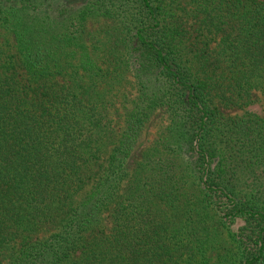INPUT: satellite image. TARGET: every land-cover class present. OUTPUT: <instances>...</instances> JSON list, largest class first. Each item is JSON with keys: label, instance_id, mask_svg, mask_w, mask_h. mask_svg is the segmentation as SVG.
Instances as JSON below:
<instances>
[{"label": "trees", "instance_id": "trees-1", "mask_svg": "<svg viewBox=\"0 0 264 264\" xmlns=\"http://www.w3.org/2000/svg\"><path fill=\"white\" fill-rule=\"evenodd\" d=\"M0 29V264H210L222 232L264 264V116L217 104L264 97V0H0ZM123 67L139 89L114 137L99 86ZM160 106L181 150L129 173Z\"/></svg>", "mask_w": 264, "mask_h": 264}, {"label": "rangeland", "instance_id": "rangeland-1", "mask_svg": "<svg viewBox=\"0 0 264 264\" xmlns=\"http://www.w3.org/2000/svg\"><path fill=\"white\" fill-rule=\"evenodd\" d=\"M90 28L97 33V36L102 40L105 35L104 32H112L113 24L109 21L103 19L89 21ZM3 31L0 29V34ZM3 42V38L0 39ZM116 50L113 52H103L102 56L99 58H110L111 60H116ZM118 53V50H117ZM125 57V56H124ZM123 60V58H122ZM99 89L103 91V105H105V114L107 119L110 120V127L113 130L114 137L122 130L124 125V119L127 111L132 107L133 102L137 99V93L139 89V84L137 79L133 76L131 71H128L127 68L123 67L120 69L119 74L112 79H109V82L101 84ZM250 103L245 107L237 106H223L221 103H217L220 109L227 114L236 115L241 114L245 109L254 111L261 116H264V97L263 95L255 89L250 91ZM165 106H160L145 122L144 126L140 131V135L137 141V144L132 151L128 162L126 163V169L129 173L135 169V166L141 163L144 154L155 145L156 142L161 141L162 150L171 151L172 149L181 150V148L176 147L178 142L177 137L171 142V146L162 144L163 138L167 136L171 118L169 115V110ZM181 132H183L181 130ZM185 140V139H184ZM185 165L187 158L183 153V157L179 158ZM127 179V178H126ZM127 181L123 183L121 188L124 192ZM109 215L108 213L103 214L102 224L109 226ZM241 221H238L233 227L236 228ZM226 232L220 233L217 243L212 247L208 253H210V264H235L233 261L235 247L232 241L228 239ZM224 256V258H223ZM232 257V258H231ZM223 258V260H222ZM3 260V259H2Z\"/></svg>", "mask_w": 264, "mask_h": 264}]
</instances>
